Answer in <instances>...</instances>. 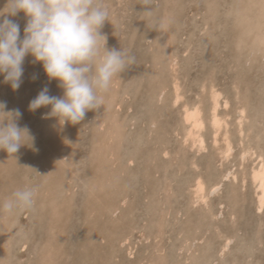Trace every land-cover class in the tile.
Listing matches in <instances>:
<instances>
[{
    "label": "rangeland",
    "instance_id": "374dc122",
    "mask_svg": "<svg viewBox=\"0 0 264 264\" xmlns=\"http://www.w3.org/2000/svg\"><path fill=\"white\" fill-rule=\"evenodd\" d=\"M102 3L106 47L134 61L81 122L61 125L46 116L51 106L29 110L44 87L63 95L31 55L19 89L0 75V101L34 137L14 156L0 150V201L37 188L31 209L0 211V264H264V204L251 177L264 158V0ZM5 17L22 37L24 13ZM212 90L225 121L216 139ZM196 104L201 147L183 118Z\"/></svg>",
    "mask_w": 264,
    "mask_h": 264
},
{
    "label": "clouds",
    "instance_id": "9594fccd",
    "mask_svg": "<svg viewBox=\"0 0 264 264\" xmlns=\"http://www.w3.org/2000/svg\"><path fill=\"white\" fill-rule=\"evenodd\" d=\"M21 11L26 17L22 37L18 23L0 20V75L13 90L19 89L25 57L31 55L34 63H42L49 80L59 82L63 95H50L44 87L29 102V110L51 106L46 116L57 117L61 125L81 122L87 111L102 105L98 93L107 91L113 78L134 61L125 50L106 47L101 29L109 21L107 6L102 0H7L0 16L14 17ZM5 109L6 102L0 101V150L14 156L23 145L34 147V137L27 126H18L19 109ZM36 195L35 187L18 188L0 201V211L31 209Z\"/></svg>",
    "mask_w": 264,
    "mask_h": 264
},
{
    "label": "bare ground",
    "instance_id": "6f19581e",
    "mask_svg": "<svg viewBox=\"0 0 264 264\" xmlns=\"http://www.w3.org/2000/svg\"><path fill=\"white\" fill-rule=\"evenodd\" d=\"M245 35V34H244ZM170 64V63H169ZM172 66V65H171ZM178 84H174V101H176L177 99H179V92H178ZM115 87V85H114ZM215 90V89H214ZM212 90L211 92V116H210V122L212 124L213 130H214V137L216 139L217 133L220 131V129L222 128L223 124L225 123L224 119H222V117L219 116L218 114V106H219V98H220V94L217 93V91ZM210 94V93H209ZM103 96V95H102ZM107 98V97H106ZM221 100V99H220ZM223 100V99H222ZM177 102V101H176ZM200 102V100L198 101ZM175 103V102H174ZM201 104V103H200ZM221 106V105H220ZM206 108V107H205ZM201 108L199 105H192L191 107L189 106H185L184 107V112H183V118L184 121L189 124V129L187 130V134L186 137L190 138L192 141V144H196L198 143L199 147L202 146L203 140L201 135L199 134L202 126H203V118L201 117ZM203 114V113H202ZM228 115V114H227ZM222 116V115H221ZM228 117V116H227ZM181 118V117H180ZM237 118V117H236ZM181 120V119H180ZM206 120V119H205ZM235 120V119H234ZM100 121V120H99ZM59 122V121H58ZM105 127V126H104ZM204 128V127H203ZM102 129V128H101ZM185 129V128H184ZM68 130V129H67ZM104 133V132H103ZM212 133V132H211ZM106 134V133H105ZM55 135V134H54ZM112 135V134H111ZM97 136V135H95ZM240 138V137H239ZM101 139V138H100ZM109 139V138H107ZM187 141V140H186ZM215 141V140H214ZM101 142V141H100ZM182 142V141H181ZM190 142V141H189ZM218 142V141H217ZM106 145V144H105ZM115 146V145H114ZM204 146V145H203ZM205 147V146H204ZM105 148V147H104ZM110 149V148H109ZM114 149V148H113ZM217 151V149H216ZM219 151V150H218ZM223 151V150H222ZM230 148H229V143L226 146V149L224 150L223 154L224 156L228 155L230 152ZM247 154V153H246ZM245 154V155H246ZM249 154V153H248ZM257 154V153H256ZM114 155V153H113ZM241 155V154H240ZM244 155V154H243ZM222 156V155H221ZM259 156V155H258ZM261 156V155H260ZM220 157V156H219ZM108 158V157H107ZM259 158V157H258ZM116 159V158H115ZM249 160V159H248ZM259 160V161H258ZM257 161L256 166L253 167V169H251V177H252V181L254 183V185L256 186L257 189V201H258V209H261V207L264 204V158H259ZM245 161V160H244ZM241 163V162H240ZM256 163V162H255ZM254 163V164H255ZM245 165V164H244ZM241 166V165H239ZM103 167V166H102ZM111 167V166H110ZM113 167V166H112ZM242 169V168H241ZM250 174V173H249ZM235 176V175H234ZM238 177V176H237ZM98 178V177H97ZM247 182V180H246ZM203 182H201L200 180H197L196 185H195V194H196V198L198 199H202L203 198ZM246 184V183H245ZM244 185V184H243ZM43 186V185H42ZM106 186V185H105ZM208 187V186H207ZM237 187V186H235ZM243 188V186H242ZM193 190V189H192ZM208 190V189H207ZM94 191V190H93ZM256 191V190H255ZM254 191V192H255ZM90 192V191H89ZM111 192H113L111 190ZM116 193V192H115ZM110 194V193H109ZM254 195V194H253ZM71 196V195H70ZM110 196L112 197V195L110 194ZM7 197V196H6ZM207 197V196H206ZM110 198V197H108ZM191 198V197H190ZM195 200V199H194ZM60 201V200H59ZM68 202V201H67ZM99 202V201H98ZM195 202V201H194ZM102 204V203H101ZM111 205V204H110ZM63 209V208H62ZM61 209V210H62ZM5 214V213H4ZM8 214V213H7ZM8 216V215H7ZM157 216V215H156ZM44 217V216H43ZM5 218V217H4ZM5 220V219H4ZM8 221V220H7ZM6 221V222H7ZM2 229V228H1ZM3 233V232H2ZM4 235V234H3ZM127 237V236H125ZM4 240V238H2ZM126 240V239H125ZM127 242V241H126ZM158 247V246H157ZM189 249V248H188ZM132 250V249H131ZM188 251V250H187ZM189 257V256H188ZM2 262V261H1ZM148 264V263H147Z\"/></svg>",
    "mask_w": 264,
    "mask_h": 264
}]
</instances>
